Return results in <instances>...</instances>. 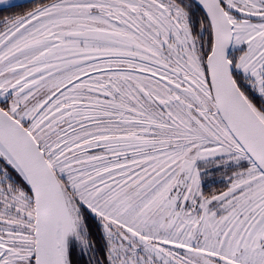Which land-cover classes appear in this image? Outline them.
Masks as SVG:
<instances>
[{
    "label": "snow or ice",
    "instance_id": "obj_1",
    "mask_svg": "<svg viewBox=\"0 0 264 264\" xmlns=\"http://www.w3.org/2000/svg\"><path fill=\"white\" fill-rule=\"evenodd\" d=\"M0 264H264V0H0Z\"/></svg>",
    "mask_w": 264,
    "mask_h": 264
}]
</instances>
